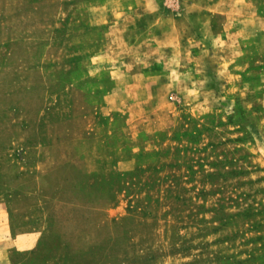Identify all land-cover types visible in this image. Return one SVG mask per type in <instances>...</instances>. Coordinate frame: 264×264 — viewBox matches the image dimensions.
I'll use <instances>...</instances> for the list:
<instances>
[{"label": "rangeland", "instance_id": "rangeland-1", "mask_svg": "<svg viewBox=\"0 0 264 264\" xmlns=\"http://www.w3.org/2000/svg\"><path fill=\"white\" fill-rule=\"evenodd\" d=\"M7 264H264V0H0Z\"/></svg>", "mask_w": 264, "mask_h": 264}, {"label": "crops", "instance_id": "crops-1", "mask_svg": "<svg viewBox=\"0 0 264 264\" xmlns=\"http://www.w3.org/2000/svg\"><path fill=\"white\" fill-rule=\"evenodd\" d=\"M3 238H5V237L3 235H1L0 244L3 243ZM9 242H11L10 245H7V246L0 245V264H7V260H6L7 255H6V253L8 251V247L9 246H13L14 240H10Z\"/></svg>", "mask_w": 264, "mask_h": 264}]
</instances>
